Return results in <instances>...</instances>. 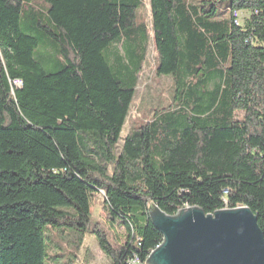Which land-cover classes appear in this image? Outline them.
Listing matches in <instances>:
<instances>
[{
    "label": "trees",
    "instance_id": "16d2710c",
    "mask_svg": "<svg viewBox=\"0 0 264 264\" xmlns=\"http://www.w3.org/2000/svg\"><path fill=\"white\" fill-rule=\"evenodd\" d=\"M151 45L171 103L122 138ZM188 207L264 234V0H0V264H148Z\"/></svg>",
    "mask_w": 264,
    "mask_h": 264
},
{
    "label": "water",
    "instance_id": "95a60500",
    "mask_svg": "<svg viewBox=\"0 0 264 264\" xmlns=\"http://www.w3.org/2000/svg\"><path fill=\"white\" fill-rule=\"evenodd\" d=\"M150 219L163 242L148 264H264V234L249 208L206 215L188 207L174 216L156 208Z\"/></svg>",
    "mask_w": 264,
    "mask_h": 264
},
{
    "label": "rangeland",
    "instance_id": "374dc122",
    "mask_svg": "<svg viewBox=\"0 0 264 264\" xmlns=\"http://www.w3.org/2000/svg\"><path fill=\"white\" fill-rule=\"evenodd\" d=\"M145 3V6L138 11V22L149 24L151 20L149 4L147 1ZM216 6L218 14L220 15L219 18L223 19L229 17L225 2H220ZM104 53L107 58H110L113 52L111 48H109L105 50ZM156 64V53L153 45H151L148 50L147 61L139 77L137 93L132 104L130 117L122 132V138H125L128 133L141 123L148 119H152L156 110H161L171 103L173 94L172 81L168 77L159 78L155 75ZM103 199V193H99L94 198L92 211L94 223H105V218L101 214V208L104 204ZM86 250L87 252L81 255V264H111L110 260L102 254L95 238L90 234L86 235Z\"/></svg>",
    "mask_w": 264,
    "mask_h": 264
},
{
    "label": "built area",
    "instance_id": "2783aa9c",
    "mask_svg": "<svg viewBox=\"0 0 264 264\" xmlns=\"http://www.w3.org/2000/svg\"><path fill=\"white\" fill-rule=\"evenodd\" d=\"M239 17H240V14L237 13V18H239ZM14 84H15V86H19V87L22 85V83L20 81H16ZM127 263L128 264H141V261L138 257L135 256V257L129 259Z\"/></svg>",
    "mask_w": 264,
    "mask_h": 264
},
{
    "label": "bare ground",
    "instance_id": "6f19581e",
    "mask_svg": "<svg viewBox=\"0 0 264 264\" xmlns=\"http://www.w3.org/2000/svg\"><path fill=\"white\" fill-rule=\"evenodd\" d=\"M234 17L237 18V13L234 14Z\"/></svg>",
    "mask_w": 264,
    "mask_h": 264
}]
</instances>
